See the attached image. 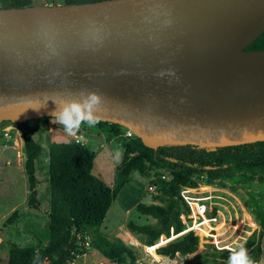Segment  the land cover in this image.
Returning a JSON list of instances; mask_svg holds the SVG:
<instances>
[{
    "label": "water",
    "instance_id": "water-1",
    "mask_svg": "<svg viewBox=\"0 0 264 264\" xmlns=\"http://www.w3.org/2000/svg\"><path fill=\"white\" fill-rule=\"evenodd\" d=\"M264 0H100L0 8V121L82 90L149 147L264 140Z\"/></svg>",
    "mask_w": 264,
    "mask_h": 264
},
{
    "label": "trees",
    "instance_id": "trees-1",
    "mask_svg": "<svg viewBox=\"0 0 264 264\" xmlns=\"http://www.w3.org/2000/svg\"><path fill=\"white\" fill-rule=\"evenodd\" d=\"M36 0H0V8H21L35 4ZM100 0H63L68 3H86ZM264 50V31L244 47V51ZM49 116L17 122L23 140V170L27 177L28 204L38 208L37 162L47 157L49 190L48 242L44 247L18 246L10 248L7 264H73L87 251L85 242L98 249L116 264H136L137 252L122 239L109 237L99 228L106 213L132 172L142 176L156 175L153 180L159 188L154 196L163 204L138 203L137 210L157 219L156 224L127 223L130 231L142 235L143 242L152 243L161 234L180 232L184 224L181 213L189 207L179 194L182 186H196L202 180L230 187L244 194V204L257 227L242 243L249 256L259 264L264 237V140L247 144L219 147L196 145L146 146L136 135L123 136L124 128L116 123L99 121L97 126H108L122 140L123 152L114 170L113 184L93 173L96 153L88 144L75 141H48L47 148L34 139L38 131H45ZM3 121H0V123ZM63 129V127L61 126ZM64 130V129H63ZM166 173L169 177H166ZM22 210L15 209L5 225L15 222ZM88 246V247H89ZM210 246V245H209ZM211 247V246H210ZM199 248V239L193 232L182 235L159 248V252L174 255L190 254ZM208 261L228 260L227 250L212 248L205 253Z\"/></svg>",
    "mask_w": 264,
    "mask_h": 264
},
{
    "label": "rangeland",
    "instance_id": "rangeland-1",
    "mask_svg": "<svg viewBox=\"0 0 264 264\" xmlns=\"http://www.w3.org/2000/svg\"><path fill=\"white\" fill-rule=\"evenodd\" d=\"M57 1L62 4V0H36V4ZM50 5V4H48ZM34 117L32 123H42ZM45 126V131H38L34 134V139L47 148V142L51 139L49 135H63L57 140L67 138V134L59 124L52 122L49 116ZM51 127V129H50ZM124 132L127 130L125 127ZM58 132V133H57ZM61 132V133H60ZM8 135H7V134ZM79 135L86 138L85 144L95 151L96 167L93 170L95 175H101L110 185L113 184L114 170L120 161L123 152L122 140L113 134L112 130L106 126L99 128L82 126L78 131ZM74 137H72L73 139ZM69 139V138H67ZM66 139V140H67ZM74 141V139H73ZM23 141L17 128V121L5 120L0 123V264H7L8 253L11 247L35 246L44 247L48 242L49 230V190L47 181V157L45 154L37 162V202L38 208L28 204L29 187L26 174L23 170L24 162ZM166 177H169L166 173ZM156 175L152 172L148 176H142L134 171L130 175L128 182L118 193L115 200L110 205L104 221L99 230L109 237L115 236L124 242L131 237L143 240L142 235H137L127 227L129 221L137 224H156L157 219L141 214L136 205L138 203L149 204L151 202L163 204L155 199L149 186L155 184L153 180ZM204 195H212L216 208L221 211L219 223H226L223 228H228L232 234L231 240L242 244L250 233L257 227L254 218L249 213L244 204L245 196L241 192H235L228 186L217 183H207L202 180L200 184ZM22 210L15 222L5 225V220L15 210ZM182 236V235H181ZM177 236L172 241L178 239ZM171 242V241H170ZM87 251L72 262L73 264H96L100 258V253L96 249L85 244ZM89 246V247H88ZM89 250V251H88ZM212 247L208 244L199 245V248L190 254H185V258L190 264H227L228 260H220L216 263L207 260L205 253L210 252ZM91 251L95 253H91ZM102 257V256H101ZM98 263V262H97ZM111 264V262H106ZM115 264V263H114ZM259 264H264V237L262 239V255Z\"/></svg>",
    "mask_w": 264,
    "mask_h": 264
},
{
    "label": "built area",
    "instance_id": "built-area-1",
    "mask_svg": "<svg viewBox=\"0 0 264 264\" xmlns=\"http://www.w3.org/2000/svg\"><path fill=\"white\" fill-rule=\"evenodd\" d=\"M48 4L60 3L53 1L40 5ZM126 129L123 136H132L134 134L131 129ZM73 137L75 142L84 143L86 141V138L79 134ZM199 184L196 186H182L180 188L179 194L189 207L188 214L181 213L179 215L180 220L184 224V228L180 232L174 233L173 228H171L169 235L161 234L152 243H145L134 237L128 238L125 241L126 244L130 245L137 252L136 264H190L185 258V254L176 252L174 255H169L158 251L160 247L168 244L173 238L189 232H193L198 237L199 245L208 244L216 250H227L239 244L231 240V233L226 235L228 228H223L226 226V223H219L221 211L216 208L217 204L214 202L212 195L203 194V187ZM149 190H152L154 194L159 193V188L156 184L150 185ZM96 251V253H100L102 256L96 260V264H107L106 262H111L98 249ZM91 253L95 252L91 251ZM111 264L114 263L111 262Z\"/></svg>",
    "mask_w": 264,
    "mask_h": 264
},
{
    "label": "clouds",
    "instance_id": "clouds-1",
    "mask_svg": "<svg viewBox=\"0 0 264 264\" xmlns=\"http://www.w3.org/2000/svg\"><path fill=\"white\" fill-rule=\"evenodd\" d=\"M55 104L56 108L50 113L52 122L62 126L68 135L75 136L82 126L91 128L99 123L105 99L96 91L82 90ZM227 251V264H255L243 244L230 247Z\"/></svg>",
    "mask_w": 264,
    "mask_h": 264
},
{
    "label": "bare ground",
    "instance_id": "bare-ground-1",
    "mask_svg": "<svg viewBox=\"0 0 264 264\" xmlns=\"http://www.w3.org/2000/svg\"><path fill=\"white\" fill-rule=\"evenodd\" d=\"M258 59V60H264V52H258V53H239L237 54L231 61V64H240L243 63L247 60H251V59Z\"/></svg>",
    "mask_w": 264,
    "mask_h": 264
},
{
    "label": "crops",
    "instance_id": "crops-1",
    "mask_svg": "<svg viewBox=\"0 0 264 264\" xmlns=\"http://www.w3.org/2000/svg\"><path fill=\"white\" fill-rule=\"evenodd\" d=\"M50 129H51V127H50ZM62 132H65L64 130L62 131ZM20 133V132H19ZM58 133V132H57ZM61 133V132H60ZM66 133V132H65ZM64 135H67V138H69V139H67V138H65V139H63V140H57L59 137H61V136H63V135H58V134H51V135H49V137L51 138L50 139V141H56V142H68V141H73V139H72V137L73 136H70V135H68V134H64ZM67 139V140H66ZM23 141V140H22Z\"/></svg>",
    "mask_w": 264,
    "mask_h": 264
},
{
    "label": "flooded vegetation",
    "instance_id": "flooded-vegetation-1",
    "mask_svg": "<svg viewBox=\"0 0 264 264\" xmlns=\"http://www.w3.org/2000/svg\"><path fill=\"white\" fill-rule=\"evenodd\" d=\"M36 3V2H35Z\"/></svg>",
    "mask_w": 264,
    "mask_h": 264
}]
</instances>
